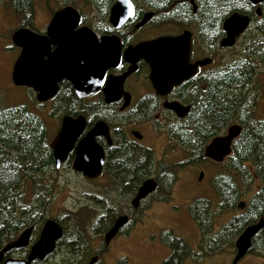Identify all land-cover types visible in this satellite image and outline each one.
<instances>
[{
    "label": "flooded vegetation",
    "instance_id": "flooded-vegetation-1",
    "mask_svg": "<svg viewBox=\"0 0 264 264\" xmlns=\"http://www.w3.org/2000/svg\"><path fill=\"white\" fill-rule=\"evenodd\" d=\"M131 1L135 8L134 17L128 19L119 28L115 27L110 20L111 9L117 0H110L104 16L95 18H85L72 2L63 0L62 6L50 17L41 21H38L33 15L19 18L16 20L15 26L10 29L9 39L4 48L12 51L13 55V59L7 65L9 85L25 90L28 99L23 103L9 105L25 107L38 117L40 122L38 130L40 135L46 138V146L50 153V164L43 165L39 169L38 177L34 182L44 186L57 184L60 179L57 176L64 171L78 181L98 183L100 186V191L95 197L97 220L93 232L89 233L93 236L88 239L83 232L75 227L66 231L61 222L53 219L61 227L62 235L56 241L55 248L51 253L43 259L33 260L31 264H108L114 259L118 263L123 261L124 264H133V256L126 253H129L133 243L138 239V234H135L137 229H139V241L141 240L140 242L150 251L151 257L153 255L158 257L161 247L154 244L155 235L147 229V224L142 219L148 215L152 216L154 223L152 225L162 234L164 226L161 225V221L155 222L154 216H165L167 213L163 209L164 205L171 204L177 194L183 197L180 190L191 186L200 187L207 179H211L210 184L213 194H215L216 177H209L202 170V166L205 169L204 165L207 162L214 165H225L229 156L222 163H217L205 156V148L214 138L226 135L231 126L238 125L242 128L237 122L231 123L223 134L209 140L202 150V155H200L199 149L185 147L174 137L176 127L183 128L186 132L191 125L189 116L192 104L190 98H185V94L188 90H193V97H197L196 91L205 87V84L200 82V77L208 71L214 72L216 60L215 24L213 25V20H210L209 24L204 23V32L202 31L201 0H147L141 11H138L134 0ZM261 5L263 4L252 6L256 11ZM66 7L74 8L80 15L78 25L69 29L66 34L68 40L71 38L76 40L72 46L81 51V57L76 60L77 70L87 69L85 62H87L86 57L88 56L83 53L88 52V48L91 46L101 51L103 60L96 69L102 74L96 78L78 77L81 86L89 84L91 85V87L87 86L89 89H95L86 96H79L74 84L64 77L56 83L57 90L54 96L48 100L40 101L38 92L33 88L16 86L13 82V68L22 52V48L13 42V34L19 29H27L41 38H45L36 45L42 50L40 64H47L60 48V45L54 41V37L48 35V29L54 14ZM146 13H153V17L143 26H139ZM223 22L221 26L223 35L219 41V48L229 50L231 48L220 47L221 40L226 36ZM85 30H90L94 34H91V41L88 40V31L87 37H85L87 39L84 38L83 31ZM185 33H188L191 38L190 63L195 64L205 58L211 59L212 63L199 67L192 77L175 86L170 93L159 95L150 79L149 64L144 60L133 63V60H128L124 54L126 50L140 43L160 37H178ZM54 36L56 37V35ZM207 39L209 43H207ZM118 50L120 51L119 63L116 59H110L106 55L110 53L111 57H116ZM3 61L5 64V58ZM130 69H133V72L122 81ZM170 103H179L183 107H189L187 116L179 118L174 111L166 106ZM65 118L74 121L81 118L84 120L85 126L67 152L65 160L57 167L51 146L60 133ZM74 124L78 123L74 122ZM95 126H98L95 142L102 152L104 160L98 176L90 179L74 169L75 151L79 143ZM184 130L181 131L184 132ZM170 142H173L171 150L169 149ZM175 151L178 153L172 155ZM149 180L155 183L154 191L135 202L141 187ZM200 198L198 197L195 201H200L198 200ZM219 199L221 200V197ZM245 208L242 210V214ZM31 213L39 216V219L34 221V225L24 228L13 241L0 247V251L6 245L17 240L25 230L31 228L27 246L6 252L0 264H5L8 261L13 264L24 263L28 260L33 247L41 241L45 223L52 219L47 216L46 210H36ZM191 213L201 233L198 252L191 249L187 255L180 252L178 242L182 241L186 244L187 242L176 236L172 230H167L165 233L163 232L161 240L168 246V249L171 248V253L167 257H159L156 264H184L190 256L199 261L205 256L225 251L233 253L234 260L237 254L236 240L249 225L240 232L233 245L228 247L223 244L221 251L211 252L218 239L215 237V233L218 230H220L219 233L224 231L227 224L239 215L233 216L231 221L228 220V223L226 222L224 225L217 221L219 228L216 230L217 223L214 224L211 220L214 217L212 210L191 209ZM121 217L127 218L126 224L119 228L117 234L107 243L108 232ZM141 224H143L142 228H140ZM133 228L135 229L134 233ZM261 232L253 240L259 238ZM253 240L251 249L237 264H240L246 257L258 256L254 252ZM227 247L228 250H226Z\"/></svg>",
    "mask_w": 264,
    "mask_h": 264
},
{
    "label": "trees",
    "instance_id": "trees-1",
    "mask_svg": "<svg viewBox=\"0 0 264 264\" xmlns=\"http://www.w3.org/2000/svg\"><path fill=\"white\" fill-rule=\"evenodd\" d=\"M109 1L95 0L101 16L106 13ZM10 2L16 14L22 13L24 17L33 15L32 0ZM134 2L141 11L147 0ZM260 9L261 16L258 17L251 3L245 0L200 2L202 25L209 24L210 20L215 24L216 57L223 35L222 22L235 12L251 18L248 29L236 46L228 50H236L237 56L230 62L215 66L214 72L208 71L200 77L205 87L195 90L197 97H193V90L185 94L192 104L191 125L186 132L176 127L174 134L183 146L199 149L202 155L209 140L223 134L231 123L237 122L242 126V132L234 141L232 153L224 165L226 173L216 176V189L223 202L222 209H235L238 200L248 196L246 208L220 232L211 252L221 251L223 244L233 245L240 232L264 213V120L257 111L256 87L257 76L264 70V4ZM201 29L204 32V25ZM39 128L38 117L25 107L0 109V247L13 241L24 228L34 225L39 216L31 212L45 210V199L52 196V185L34 182L39 169L50 164L46 138L40 135ZM231 174L246 182V192L238 188L240 185ZM258 181L261 184L255 187ZM260 235L253 240L254 248L259 245L264 231ZM178 243L179 251L187 255L189 246L182 241Z\"/></svg>",
    "mask_w": 264,
    "mask_h": 264
},
{
    "label": "water",
    "instance_id": "water-1",
    "mask_svg": "<svg viewBox=\"0 0 264 264\" xmlns=\"http://www.w3.org/2000/svg\"><path fill=\"white\" fill-rule=\"evenodd\" d=\"M253 6L264 4V0H246ZM256 15L261 16L260 7L256 9ZM135 13L134 4L131 0H117L110 12V20L112 24L119 28L128 19L133 18ZM153 17V13H146L139 26H143ZM80 15L72 7H66L56 12L52 18L48 29V35L54 37V41L60 45L58 51L55 52L54 57L50 61L42 65L39 59L42 57V50L36 44L43 41L45 38L34 34L27 29H19L13 34V42L22 48L12 72V79L16 86H27L33 88L38 92V99L40 101L48 100L54 96L57 87L56 83L62 78L70 80L79 94V96H86L95 89H89L91 85L81 86L78 80L79 76H88V78H96L102 73L97 71L103 58H101V51L93 47L88 48L87 55V69L77 70V58H80L81 51L72 45L76 42L74 39L67 38L68 30L78 25ZM251 18L247 15L235 12L229 15L223 22V30L226 36L221 40V48H232L235 46L238 38L248 29ZM89 32V41L94 35L90 30L83 31L84 38ZM56 35V37L54 36ZM87 39V38H85ZM191 52V38L188 33L178 37H160L152 41L143 42L135 47H131L125 52V58L132 59L133 63L139 60L146 61L151 69V82L159 95H166L172 91L175 86H178L183 81L192 77L199 67L207 66L212 63V60L205 58L196 62L190 63ZM110 59L120 61V51L116 53V57H111L110 53L106 54ZM133 72H129L122 78ZM92 80V79H89ZM88 86V87H87ZM170 110L174 111L179 118L187 116L190 108L183 107L179 103H170L166 105ZM74 122L78 124L75 125ZM84 120L79 118L74 121L70 118H65L62 128L51 148L54 151L56 166L63 162L67 156V152L73 146V142L84 128ZM242 128L238 125L231 126L227 134L214 138L205 148V156L210 160L222 163L226 157L232 152V143L240 135ZM98 135V126H95L87 137L79 143L76 148L74 169L77 172L87 176L88 178H96L100 171V166L104 160L102 152L99 150L95 137ZM155 183L149 180L141 187L139 194L135 200L145 197L147 194L154 191ZM246 206L245 202L238 204V209L243 210ZM127 222V218L121 217L116 222L115 226L108 232L106 242L108 243L118 232L119 228L123 227ZM264 230V213L256 223L249 225L241 233L236 240L235 246L237 254L232 264H237L251 249L252 240L261 231ZM31 228L25 230L20 237L14 242L6 245L0 251V261L3 255L13 249H22L27 246ZM62 229L58 223L53 220H48L45 223L42 239L37 243L28 258L24 263L31 264L33 260L39 258L43 259L47 254L51 253L56 241L60 239ZM5 264H13L8 261Z\"/></svg>",
    "mask_w": 264,
    "mask_h": 264
},
{
    "label": "rangeland",
    "instance_id": "rangeland-1",
    "mask_svg": "<svg viewBox=\"0 0 264 264\" xmlns=\"http://www.w3.org/2000/svg\"><path fill=\"white\" fill-rule=\"evenodd\" d=\"M74 4V7L79 9L85 18H95L102 17L100 10L97 8L95 0H68ZM10 0H0V109L16 107L15 105H9L13 103H23L27 101V93L21 88H14L9 85L7 65L8 62L13 59L12 51L5 50L7 45L10 29L15 26L17 19L23 18L24 14H16L10 4ZM63 0H32V14L33 17L37 18L38 21L50 17L59 7L62 6ZM31 17V16H30ZM25 18V17H24ZM5 54V55H4ZM235 51L221 50L219 49L215 66L223 65L226 62H230L236 57ZM3 58L6 62L4 64ZM256 87L258 90V106L257 111L259 117L264 120V70L258 74L256 79ZM31 95V93H30ZM9 105V106H8ZM171 141V140H170ZM173 148V142L169 144V149ZM178 152L172 153V155ZM205 173L209 177H216L219 174L226 173L224 165H214L210 162L204 165ZM236 180V184L242 192L247 191L246 182H242L238 179L235 174H231ZM57 177L59 181L53 186L52 196L49 195L46 201L45 210L48 212L47 216L52 220L61 222L66 231H70L73 227L79 229L86 238H90L93 235L89 233L93 232L97 220V194L100 191V186L98 183H86L76 180L74 177L68 174V172H62ZM212 177V178H213ZM211 179H207L203 185L200 187L191 186L190 188H184L180 190L181 195L177 194L176 198L172 200L171 204H165L164 210L166 211L165 216H154L155 222H160L164 226L163 232L167 230H172L173 233L184 239L189 245L190 249L194 252H198L199 244L201 241V233L199 227L195 223V218L193 219L191 209L193 210H212L214 217L211 218L214 224L222 223L223 225L228 220L231 221L233 216L242 215V210L237 207L235 209L224 210L222 209V201L219 199L217 193L213 194L211 187ZM261 183L258 181L255 187L259 186ZM48 186V185H46ZM256 190V188H255ZM200 198L195 201L197 198ZM248 196H242L238 200L240 202H247ZM237 204V205H238ZM157 217V218H156ZM161 217V218H158ZM216 219V221H215ZM144 223L147 224V229L151 230V233L155 235L153 242L158 247H161V253L159 252L158 257L150 255V251L145 248V245L139 241V229L136 230V235L138 239L133 243L129 254L133 256V264H156L159 257H167L171 253V248L162 242V234L159 230L154 228L153 217L146 216L142 219ZM229 221V222H230ZM216 224L218 230L219 225ZM143 227L141 224L140 228ZM133 228V233H134ZM220 230L215 233V237H218ZM259 246V247H258ZM255 247V254L258 256L246 257L240 264H264V235L260 240L259 245ZM229 247V246H228ZM228 247L226 250H228ZM229 250H232L229 248ZM149 251V252H148ZM151 259V260H149ZM109 261L108 264H124ZM233 261V253L225 251L222 253L211 254L201 258L199 261L193 256L188 257L184 264H231Z\"/></svg>",
    "mask_w": 264,
    "mask_h": 264
},
{
    "label": "bare ground",
    "instance_id": "bare-ground-1",
    "mask_svg": "<svg viewBox=\"0 0 264 264\" xmlns=\"http://www.w3.org/2000/svg\"><path fill=\"white\" fill-rule=\"evenodd\" d=\"M246 1V0H245Z\"/></svg>",
    "mask_w": 264,
    "mask_h": 264
}]
</instances>
